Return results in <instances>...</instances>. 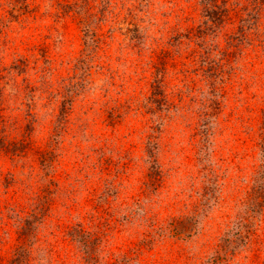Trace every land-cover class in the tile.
<instances>
[{"label": "rangeland", "instance_id": "obj_1", "mask_svg": "<svg viewBox=\"0 0 264 264\" xmlns=\"http://www.w3.org/2000/svg\"><path fill=\"white\" fill-rule=\"evenodd\" d=\"M205 5L0 0V264H264V0Z\"/></svg>", "mask_w": 264, "mask_h": 264}, {"label": "trees", "instance_id": "obj_2", "mask_svg": "<svg viewBox=\"0 0 264 264\" xmlns=\"http://www.w3.org/2000/svg\"><path fill=\"white\" fill-rule=\"evenodd\" d=\"M202 2H203V4L205 5V4H208V3H210V0H202ZM211 5V4H210ZM213 7H216V5L215 6H213ZM213 10V9H212ZM217 10V9H216ZM205 11L206 12H208V11H210V9H208V6L207 5H205ZM225 10H220V11H217V14H218V16H217V18L215 19V18H213L212 20L213 21H217L218 23H221L224 19H223V17L225 16ZM212 24H213V22H212ZM261 194H258V196H260ZM183 221V220H182ZM181 221V222H182ZM173 230V232L175 233V234H177V235H179L180 233H181V231H185L184 233L187 235V236H189L190 234H192L193 232V230H194V228H193V226H192V228L188 231V228H187V230H185L184 228H182V227H180L179 229H177V228H173L172 229ZM224 248H223V250L226 248V247H230V241H229V239L228 238H225L224 240ZM240 241H241V239H240ZM232 247V246H231ZM225 252V251H224ZM226 253V252H225ZM221 256H222V254L221 255H219L218 253L215 255V257H213V264H217V263H219V261L221 260Z\"/></svg>", "mask_w": 264, "mask_h": 264}]
</instances>
